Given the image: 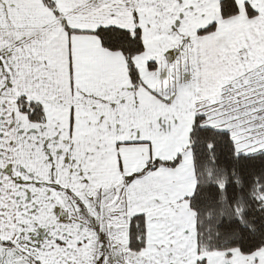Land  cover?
<instances>
[{
    "label": "snow or ice",
    "instance_id": "snow-or-ice-1",
    "mask_svg": "<svg viewBox=\"0 0 264 264\" xmlns=\"http://www.w3.org/2000/svg\"><path fill=\"white\" fill-rule=\"evenodd\" d=\"M0 264H264V0H0Z\"/></svg>",
    "mask_w": 264,
    "mask_h": 264
}]
</instances>
